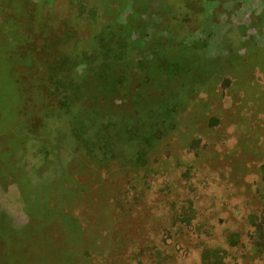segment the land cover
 I'll list each match as a JSON object with an SVG mask.
<instances>
[{
	"label": "rangeland",
	"instance_id": "1",
	"mask_svg": "<svg viewBox=\"0 0 264 264\" xmlns=\"http://www.w3.org/2000/svg\"><path fill=\"white\" fill-rule=\"evenodd\" d=\"M194 1L0 0V264H264V0Z\"/></svg>",
	"mask_w": 264,
	"mask_h": 264
},
{
	"label": "trees",
	"instance_id": "2",
	"mask_svg": "<svg viewBox=\"0 0 264 264\" xmlns=\"http://www.w3.org/2000/svg\"><path fill=\"white\" fill-rule=\"evenodd\" d=\"M79 1L82 2L84 10H83L82 13L78 14V17L79 18H84V16H85L86 19L85 18L84 19L87 21L89 19L88 15H87L88 14V10L87 9L90 6V4H89L88 0H78V2ZM192 2H193L192 4H194L195 1L192 0ZM185 3H187V2H185ZM189 6L190 5H188V4L186 5V4L183 3L182 5L179 6V12H183V11L189 12V8H190ZM188 14H191V13L189 12ZM99 18H101V15L100 14L96 15L95 22L98 21ZM56 35H57V33H56ZM71 36H72L71 33L67 32L65 37L69 39ZM58 38H59V36H58ZM7 80L8 79L6 78L5 85H6V81ZM9 92L11 93V95H13L12 103L15 100H17L19 98V96H21V93L19 91H17V89H15V90L11 89ZM15 95L17 97H15ZM1 97H2V95H1ZM9 97H10V95L7 96V100L10 101L11 98L9 99ZM5 101H3L2 103H4ZM4 108L6 109L7 107H4ZM10 108L13 111L12 112L13 115L16 114V108H12V106H10ZM4 112H5V114L8 113L7 110H5ZM259 115L262 116V117H260V119H264V116L261 113ZM2 118H3V116H2ZM213 120H215V122H217V121L220 122V118L219 117H215V119H213ZM6 130H7V128H6ZM16 136H17V133H16ZM13 137H14V126L11 127V131H9V132L5 131V129H4V132H2L1 135H0V138H2V142H3V144L2 143L1 144L4 145V147H5V148L1 149L3 152H0L1 156H3L4 158L6 157V164H4L5 168H7V163H9L11 165V167L14 168V164H12L14 161L11 160V156L10 157L8 156V155H10L9 152H10V148H11V144H12L11 141L13 140ZM9 141H10V143H9ZM116 204H118V203H116ZM224 251L225 250L222 249L221 247H214V248H212V255H211L209 249H204V251L202 253V256H201L202 264H225V261L223 262V258H224V254H225ZM8 263L9 264H13V261L11 259H9Z\"/></svg>",
	"mask_w": 264,
	"mask_h": 264
}]
</instances>
